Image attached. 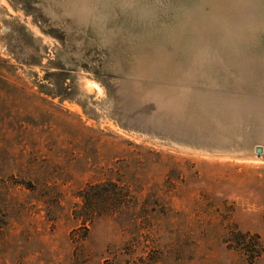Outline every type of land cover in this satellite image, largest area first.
Returning <instances> with one entry per match:
<instances>
[{
	"label": "rangeland",
	"instance_id": "rangeland-1",
	"mask_svg": "<svg viewBox=\"0 0 264 264\" xmlns=\"http://www.w3.org/2000/svg\"><path fill=\"white\" fill-rule=\"evenodd\" d=\"M0 264H264V0H0Z\"/></svg>",
	"mask_w": 264,
	"mask_h": 264
},
{
	"label": "trees",
	"instance_id": "trees-1",
	"mask_svg": "<svg viewBox=\"0 0 264 264\" xmlns=\"http://www.w3.org/2000/svg\"><path fill=\"white\" fill-rule=\"evenodd\" d=\"M122 194L115 182L92 184L81 192L83 205L80 209H74L73 214L76 219L81 220L83 223H91L97 215L111 213L114 210L115 200H119L120 196L123 198ZM108 199L112 200L110 207H107L109 206L106 202ZM102 200L105 201L106 207L102 204Z\"/></svg>",
	"mask_w": 264,
	"mask_h": 264
},
{
	"label": "water",
	"instance_id": "water-1",
	"mask_svg": "<svg viewBox=\"0 0 264 264\" xmlns=\"http://www.w3.org/2000/svg\"><path fill=\"white\" fill-rule=\"evenodd\" d=\"M257 152L260 153V152H261V148H258V149H257Z\"/></svg>",
	"mask_w": 264,
	"mask_h": 264
}]
</instances>
